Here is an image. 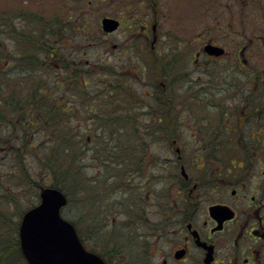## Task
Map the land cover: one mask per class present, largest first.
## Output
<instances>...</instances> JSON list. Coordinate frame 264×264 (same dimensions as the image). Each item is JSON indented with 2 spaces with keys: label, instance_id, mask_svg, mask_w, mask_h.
<instances>
[{
  "label": "flooded vegetation",
  "instance_id": "af4514ba",
  "mask_svg": "<svg viewBox=\"0 0 264 264\" xmlns=\"http://www.w3.org/2000/svg\"><path fill=\"white\" fill-rule=\"evenodd\" d=\"M137 1L146 14H130L140 19L144 44L125 49L113 43L112 51H122L113 55L107 70L89 60V69H84L81 44L54 46L42 29L44 41L24 45L36 62L24 60L25 47L18 48L19 76L34 72L46 84L56 77L67 99L66 117L83 118L85 128H77L88 134L94 148L120 147L115 136L120 132L139 134L142 148L157 134L169 148L170 155L161 160L168 167L160 165L157 171L169 176L173 190L151 203L153 208L143 195L155 167L146 171L144 154L137 160L132 149L128 153L123 148L130 160L126 186L139 193L128 201L127 224L141 229L147 242L129 264H264V3L257 8L250 0H203L206 22L197 26L201 29L173 34L188 39L167 45L161 25L175 16L168 6L173 0ZM251 12L257 17H250ZM104 16L119 19L122 26L121 18ZM117 30L105 33L111 36ZM70 32L60 30L54 36ZM166 51L176 52L179 68ZM180 53L190 54L189 67ZM149 83L152 87L145 89ZM127 142L132 146L131 136ZM116 160L115 155L111 161ZM97 164L106 167L109 161Z\"/></svg>",
  "mask_w": 264,
  "mask_h": 264
},
{
  "label": "rangeland",
  "instance_id": "374dc122",
  "mask_svg": "<svg viewBox=\"0 0 264 264\" xmlns=\"http://www.w3.org/2000/svg\"><path fill=\"white\" fill-rule=\"evenodd\" d=\"M173 1H171V3L174 6H170L172 4L168 6L172 9V11L175 12V16L173 14V17H171L170 21L167 18L164 19V23H162L163 25H161L163 34L162 41L167 45H173L174 43L176 44V42L177 45L178 42L179 45H182L181 43L185 42L188 38H175L173 37V34L181 35L180 32L189 31L191 29L200 30L201 28H197V26L201 25V21L203 22V25L206 22V16L204 14L205 2L203 0H195L196 3H194L192 0H190L189 2H179L177 0ZM250 1L257 8H262L264 3V0ZM132 6L136 8L138 7L139 10H143V12L137 11L136 9L133 10ZM0 9H12V11L15 12L14 17L18 16L17 13L19 11H22V13H24V18L26 19H34V14L37 12L42 18H55L57 19V21L63 20L62 22L68 24L69 26H65L61 30H69L71 32L66 37L58 36L56 39H53L55 41L53 45L69 48L70 46L81 44L83 46V54L81 55V58L83 59L84 69H89V66L86 64V60H89L91 62L97 63L99 66H101V69L107 70L110 64H112V62L114 61L112 60L113 55L117 56L122 51L120 49L115 50L118 52L112 51L111 48L113 46V43L115 42L122 45V47L125 49H127L128 46L131 45L144 44L140 33L141 28H139L140 19H138L137 16H131L130 14L131 12L141 15L146 14L144 10L147 9L141 7L138 4L137 0H0ZM179 9L180 11L178 12ZM77 10L80 11L79 14L83 16V19L86 20L85 23L87 25V29L85 31V34L72 32L75 30L84 31L81 28L80 24L77 25L74 22L73 17L69 16L70 14H73V11L75 12ZM251 13L252 14L250 15V17H257V13ZM148 14H151V17H153V10H150ZM104 15H115L122 19V26L111 36L107 35L101 29L102 26L100 21ZM24 18L22 16H18V18H16L17 24L18 26H20V29L24 24ZM7 37L6 40H11L12 45L9 46L8 42L5 43V46L7 47V51L13 52L16 49V41L13 38L11 39ZM165 55L171 56L172 59H176L177 67L179 68V60L175 51L170 53L166 51ZM180 59L182 60L184 66L189 67V53H180ZM98 65L96 66L98 67ZM133 66L136 69L140 68L135 64H133ZM180 68H182L181 63ZM52 70L55 71L54 69ZM16 74V76L19 77L18 69H16ZM52 74H54V72ZM84 77L90 78L89 75H85ZM145 77L147 78V80L151 79L150 75L148 77L147 75H145ZM159 78L161 79V77ZM55 80L56 77L53 76L52 79L49 80V82L52 83L53 86L56 85L57 92H61L62 89L60 86H57V81L56 84L54 83ZM134 87L140 88V85H138V83H135ZM151 87V83H149L148 86L144 85L145 89H150ZM139 92L142 93V91ZM64 101H67V99H65ZM100 101L102 104H106L104 102L105 99L103 95L100 98ZM66 120L69 122V124L73 123L76 128L80 126V124L83 129L85 128V124L81 123V120L83 121V118L67 116ZM84 120L87 125L90 126L91 118L86 117L84 118ZM122 121H124V119ZM76 133L79 135V138L81 137V139H83V141L85 142L88 134L80 132L79 129L78 131H76ZM115 136L117 137L118 144L121 143L120 147H124L125 150L127 149V152L129 151V149H132V151L134 152V157H136L137 160L140 159L144 154L143 162L144 169L146 171H150L153 167H155L153 168L154 171L152 173H150L149 175L146 174L148 176V183L146 187L147 194L146 196L145 194L143 195L144 198H148L150 208H153L151 207V203H153L163 195H165V197L167 198V192L171 191L172 189L169 176H167L166 174L164 177H162L159 174V170L157 171L158 167H161L165 164V162L163 164V162L161 161L162 159H164V156L167 157L170 155L169 148H167V146L161 145V139L159 140L160 135L157 134L152 135L154 139L149 140L144 148L140 146L141 139L139 134H125V132H120L116 133ZM129 136L132 137V146H129L127 142ZM156 137L158 139H156ZM32 139L34 143L42 142L44 147H48L52 143L51 137L48 134L36 133L32 136ZM90 145L93 146V144ZM172 151L175 152L173 149ZM171 154L173 155V153ZM115 155L123 158V154L119 150L115 152ZM156 155L160 156V158H157V162L155 161ZM98 156L99 154L97 150H95V148H92L91 150L87 149V151L83 152L81 165L82 176L85 180L82 181V185L92 188V190L87 191L85 189L86 192H83L81 200H78L76 202H69L62 209V215L70 221H76L79 226L81 224L84 235L88 237L87 239H85V242L87 243L89 249H97L101 245L100 242H104L109 245H105L106 251L109 250L108 247H115V254L109 251L111 253L109 257L112 258V260H110L106 256L110 260V262L115 260L117 264H123L121 262L118 263V253L116 252L120 251L119 249H121L122 252H120V258H124L125 262L129 264L127 259H130L132 255H136L135 250L141 247V240H143L141 237L142 230L139 228H135L134 233H132L127 224V222L129 221L127 218V214L128 212H131V205H129L128 201L132 197H134L135 194H139L132 189V186H126L129 185L130 181L128 182V180L124 179V174L128 172V168L130 166V160L128 159L126 154V156H124L126 158H124L123 160L120 159L123 163L122 165H117L116 160L106 167H103L97 164L99 162ZM93 158H95L96 160ZM151 162H153V164H150ZM164 167L167 168L168 165L166 164L164 165ZM122 187H124L125 189H122ZM128 187L129 189L127 192ZM38 195L39 196L35 198L32 206L40 202V190ZM83 197L84 199L82 200ZM21 219L22 217L20 218V221ZM93 228H95V230L97 231L90 232V229ZM105 231L109 232L111 234V237L107 241H102V237L106 235L104 233ZM112 244H114V246ZM20 264L25 263H22V261H20Z\"/></svg>",
  "mask_w": 264,
  "mask_h": 264
},
{
  "label": "trees",
  "instance_id": "16d2710c",
  "mask_svg": "<svg viewBox=\"0 0 264 264\" xmlns=\"http://www.w3.org/2000/svg\"><path fill=\"white\" fill-rule=\"evenodd\" d=\"M79 13L77 10L75 16L68 15L86 31V20ZM17 14L24 18L22 11ZM14 16L12 9H0V264H20V261L28 264L20 246V218L39 196L41 186L53 185L64 190L69 197L68 203L81 200L84 191L92 190L82 185L85 179L82 176L81 159L84 151L94 147L87 140L84 142L79 138L76 133L78 129L66 120L65 98L61 92H57L56 85L44 83V79L34 72L26 77L16 76L19 46L32 47V43L36 46L44 41L46 35L39 33L43 32L42 29L48 31L47 36L51 38L53 45V39H56L54 33L57 31L60 35V30L69 25L63 20L42 18L36 12L34 19L24 18L20 29L16 19L18 16ZM6 37L16 41L13 52L7 51L5 43L9 42L10 46L12 41H7ZM29 46L23 48L22 53L27 55L24 60L36 62V57L33 55V59L32 54L30 55L32 50ZM54 83L56 84V80ZM36 133L48 134L52 143L48 147H44L42 142L34 143L32 136ZM123 148L97 147L95 150L99 154V162L108 160L109 164L114 162L111 161L115 156L114 152L121 151L123 158L116 155L119 158L116 164L122 165L120 159L126 158ZM126 178L125 175L124 179ZM72 222L87 246L85 239L88 237L84 235L81 224L79 226L76 221ZM96 231L95 228L90 229V232ZM131 231L134 233L133 229ZM104 233L106 235L101 240H109L111 234L107 231ZM142 239L141 248H146L147 242L144 237ZM100 244L93 251L112 260L109 255L110 252L114 253L115 247H108L109 250L106 251L105 245H109L104 242ZM119 250L116 251L117 256L126 263L125 259L120 258L122 251ZM109 259L107 261L112 264ZM128 262L130 263L129 260Z\"/></svg>",
  "mask_w": 264,
  "mask_h": 264
},
{
  "label": "water",
  "instance_id": "95a60500",
  "mask_svg": "<svg viewBox=\"0 0 264 264\" xmlns=\"http://www.w3.org/2000/svg\"><path fill=\"white\" fill-rule=\"evenodd\" d=\"M120 20L105 16L102 28L116 30ZM67 193L53 185L40 188V202L22 215L19 239L28 264H108L98 253L86 248L76 226L61 211Z\"/></svg>",
  "mask_w": 264,
  "mask_h": 264
}]
</instances>
